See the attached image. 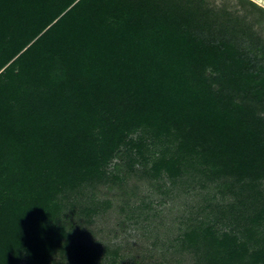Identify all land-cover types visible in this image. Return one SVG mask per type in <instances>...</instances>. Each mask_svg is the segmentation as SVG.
Wrapping results in <instances>:
<instances>
[{
    "label": "trees",
    "instance_id": "16d2710c",
    "mask_svg": "<svg viewBox=\"0 0 264 264\" xmlns=\"http://www.w3.org/2000/svg\"><path fill=\"white\" fill-rule=\"evenodd\" d=\"M139 171L218 190L177 253L264 264V8L0 0V264H117L71 217Z\"/></svg>",
    "mask_w": 264,
    "mask_h": 264
},
{
    "label": "rangeland",
    "instance_id": "374dc122",
    "mask_svg": "<svg viewBox=\"0 0 264 264\" xmlns=\"http://www.w3.org/2000/svg\"><path fill=\"white\" fill-rule=\"evenodd\" d=\"M251 1L264 8V0ZM117 162L113 161L109 171ZM140 176L139 171L122 183L85 187L77 195V213L71 214V220L89 241L119 250L117 264H195L191 255L177 253L175 240L189 218H201L200 210L221 200L217 188L194 184L189 178L172 184L166 177L152 186ZM92 201L99 204L100 212L89 223L80 215V207H92Z\"/></svg>",
    "mask_w": 264,
    "mask_h": 264
}]
</instances>
